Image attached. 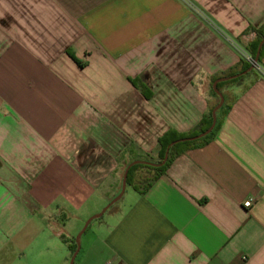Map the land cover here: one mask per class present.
Instances as JSON below:
<instances>
[{"label": "crops", "instance_id": "1", "mask_svg": "<svg viewBox=\"0 0 264 264\" xmlns=\"http://www.w3.org/2000/svg\"><path fill=\"white\" fill-rule=\"evenodd\" d=\"M262 24L264 0H0V264H67L61 237L198 125ZM255 72L206 145L90 221L78 264H264V57Z\"/></svg>", "mask_w": 264, "mask_h": 264}, {"label": "trees", "instance_id": "2", "mask_svg": "<svg viewBox=\"0 0 264 264\" xmlns=\"http://www.w3.org/2000/svg\"><path fill=\"white\" fill-rule=\"evenodd\" d=\"M249 34H252L253 38L246 45L240 47L243 55L242 58H240V60L238 61V63L231 69L210 77L211 100L208 101L207 111L203 115L198 125L187 133H177L175 131H167L157 141V154L155 157L144 155L143 157L139 159H135L134 161H143V162L155 163V164L161 163V161L164 158V154L167 147L172 142L184 138L194 137L196 135H199L200 133H203L210 127L212 123V111L214 107L219 103V97L212 89L213 83L219 79L230 78L235 75H238L250 68L251 63L247 61L246 57H249L252 60L256 58L258 45L260 41L264 38V24H262L258 28L249 27L243 32L242 35H249ZM68 54L70 58L78 65V67L80 68L85 67V63L79 61L71 52H69ZM263 57H264V44L261 47L260 53L258 55V59H257L258 65L261 63ZM250 74L254 75L253 76L254 78L251 81L252 83L257 78V73L255 72V70H251L249 73H247L244 76L217 83L216 88L218 92L223 96L224 102L223 105L220 107V109L216 112V124L210 134L196 141L180 142L174 145L169 150L167 161L160 167H154L148 164L133 165L128 170L127 178H126V186L131 187L134 191H136L139 194H144L158 178H160L166 173L167 169L170 167L172 162L177 157L181 156L188 150L206 145L211 140L214 132L220 126L222 121L226 118L228 112L231 110L232 106L236 101V95L229 90L230 87L239 84ZM131 83L142 92V94L146 99L150 97L151 93L146 89L144 83H142L139 80H132ZM247 87L248 86L246 85L244 86L243 89L245 90ZM132 162L133 161L129 162L126 165V167ZM61 240L67 244V248L70 252V256H72V254L76 250V243L72 242L68 244L63 237H61Z\"/></svg>", "mask_w": 264, "mask_h": 264}, {"label": "water", "instance_id": "3", "mask_svg": "<svg viewBox=\"0 0 264 264\" xmlns=\"http://www.w3.org/2000/svg\"><path fill=\"white\" fill-rule=\"evenodd\" d=\"M264 44V38L260 41L259 45H258V49H257V55H256V58L253 60V63L251 64L250 68L247 69L246 71L238 74V75H235L233 77H230V78H223V79H219L217 81H215L212 85V89L213 91L217 94V96L219 97V103L214 107L213 111H212V123L210 125V127L204 131L203 133H200L199 135H196L194 137H189V138H184V139H180V140H177V141H174L172 142L166 149L165 151V154H164V158L163 160L161 161V163H147V162H143V161H133L132 163H130L125 171H124V174H123V177H122V183H121V190H120V193L112 200L110 201V203L107 204V206L102 209V211L98 214V215H95L93 216L92 218L88 219L87 222L85 223V225L83 226V229L80 231V233L78 234L77 236V240H76V250L75 252L72 254L71 256V260H70V264H74V261H75V258L79 252V238L80 236L82 235V233L86 230L88 224L90 223L91 220L93 219H96V218H99L101 217L105 211L111 207L114 203H116L121 197L122 195L124 194V191H125V188H126V178H127V173H128V170L133 166V165H136V164H148V165H151V166H154V167H160L162 166L166 161H167V158H168V153H169V150L171 147H173L174 145L180 143V142H192V141H196V140H199L205 136H207L208 134H210L216 124V112L220 109V107L223 105V102H224V98L223 96L218 92L217 88H216V85L218 82H221V81H226V80H229V79H235V78H238V77H241V76H244L246 75L247 73H249L251 70H255L257 69L258 67V62H257V59H258V55L260 53V50H261V47L263 46Z\"/></svg>", "mask_w": 264, "mask_h": 264}, {"label": "rangeland", "instance_id": "4", "mask_svg": "<svg viewBox=\"0 0 264 264\" xmlns=\"http://www.w3.org/2000/svg\"><path fill=\"white\" fill-rule=\"evenodd\" d=\"M126 190V193H125V197H127V196H129L131 193H133L132 191H133V189L131 188V187H129V186H126V188H125ZM107 206V205H106ZM105 206V207H106ZM104 207V208H105ZM103 208V209H104ZM112 208H110V210H111ZM110 210H108V212L110 211ZM102 211V210H101ZM100 211V212H101ZM99 212V213H100ZM98 213V214H99ZM97 214V215H98ZM95 216V215H94ZM107 218V213L106 214H104V216H102V218H98V220H96V221H101L102 219H106ZM83 229V228H82ZM54 230H57V228H55ZM58 231H60V232H62L63 231V229H58ZM80 233V232H79ZM79 233H76L75 235H71V236H67L69 239H71V243L72 242H75L76 243V240H77V236H78V234ZM95 235L97 236V234L96 233H94V231L91 233L90 231H88V232H86V233H84V235H82V236H80V238H79V240H78V242H79V254H78V256H77V258H76V261H74L76 264H78L79 263V261H81L82 259H84V257H85V255H87L86 254V248H85V246H86V244H90L91 242H92V239H95ZM66 249V248H65ZM65 251V254L67 255V258H68V262H67V264H70V260H71V256H70V252L69 251H67V249L66 250H64ZM70 256V257H69ZM89 260V259H88ZM95 260V258H90V262L91 261H94ZM74 263V264H75Z\"/></svg>", "mask_w": 264, "mask_h": 264}, {"label": "built area", "instance_id": "5", "mask_svg": "<svg viewBox=\"0 0 264 264\" xmlns=\"http://www.w3.org/2000/svg\"><path fill=\"white\" fill-rule=\"evenodd\" d=\"M246 59H247V61H249L251 64L253 63V60H252L251 58L246 57ZM257 68H258V67H257ZM251 205H252L251 200H248V201L244 202V204H243V206H244L245 208H249V207H251Z\"/></svg>", "mask_w": 264, "mask_h": 264}]
</instances>
